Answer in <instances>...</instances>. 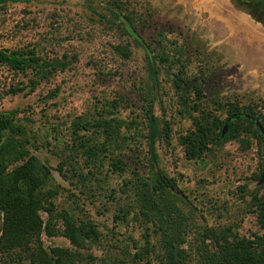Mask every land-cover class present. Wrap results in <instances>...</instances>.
I'll use <instances>...</instances> for the list:
<instances>
[{"label":"rangeland","instance_id":"rangeland-1","mask_svg":"<svg viewBox=\"0 0 264 264\" xmlns=\"http://www.w3.org/2000/svg\"><path fill=\"white\" fill-rule=\"evenodd\" d=\"M113 2L130 17L151 56L165 48L179 49L187 76L200 77L209 98L241 101L264 112V16L242 0H16L1 4V50L33 52L45 63L67 64L38 76L30 68L17 72L0 64V115L13 119L22 130L16 138L50 169L48 189L54 192L56 210L95 225L99 239L82 252L84 257L91 254L94 264H123L124 250L133 252L140 242L142 229L137 222L121 223L115 218L124 201L118 189L130 171L148 174L151 157L142 94L147 84L146 51L116 25L108 12ZM121 46L127 48L128 56L119 52ZM160 83L152 111L159 133L153 141L154 171L176 184L173 192L196 210L197 226H231L242 236L259 232L248 194L258 187L264 191V183L258 185L259 179H254L264 168L262 146L246 136L250 143L246 149L232 140L214 155L186 159L179 136L190 122L177 112L171 81L163 76ZM12 88L23 90L8 93ZM96 110H110L112 117L128 123L127 145L122 149L128 171L108 172L106 183L89 184L87 189L73 172L65 171L70 166L62 165L75 154L74 120L90 117ZM60 167L66 179L58 172ZM41 215L46 220V213ZM190 236L193 254L196 234ZM42 241L46 248H72L61 235L43 234Z\"/></svg>","mask_w":264,"mask_h":264},{"label":"trees","instance_id":"trees-1","mask_svg":"<svg viewBox=\"0 0 264 264\" xmlns=\"http://www.w3.org/2000/svg\"><path fill=\"white\" fill-rule=\"evenodd\" d=\"M8 1L16 0H0V5ZM112 5L108 12L116 25L127 33L116 13H121L122 7L116 2ZM124 17L133 26L130 17ZM131 38L135 45L142 46ZM119 49L128 56L126 47ZM182 52L179 49L170 52L165 48L157 56L146 53L147 84L142 90L146 106L145 138H149L150 116L159 100L160 79L165 76L172 83L178 114L190 122L186 132L179 136L186 159L198 160L214 155L217 149L232 140H236L241 149H246L250 146L246 136L254 137L264 152V137L255 126L257 119L264 128V112L241 101L222 102L216 97L209 98L202 79L187 76V64L179 58ZM0 64L17 72L30 68L36 76L55 70L57 65L63 68L67 65L45 63L33 52L6 49H0ZM29 83L32 88L35 86L33 80ZM22 90L12 88L8 93ZM112 113L110 110H96L90 117H77L72 124L75 154L62 166H70L71 169L65 171L73 172L76 181L84 188L89 189V184L97 187L106 183L108 172L122 175L128 171L122 149L127 145L125 130L129 125L125 120L112 117ZM227 120L228 129L221 138ZM153 121L155 141L159 133L154 117ZM168 129L165 124V135ZM21 132L9 115H0V264H94L95 258L91 254L84 257L82 252L98 241L99 232L92 222L56 210L52 200L54 192L48 189L50 169L16 138ZM149 162L148 174L130 171L131 176L123 179L118 189V197L124 201L116 220L121 223L132 220L142 229L140 242H134V251L124 250L126 261L123 260V264H264L262 187L248 194V206L255 215L259 232L242 236L231 226L199 227L195 223L196 210L173 192L177 187L171 179L161 171H154L151 157ZM261 166H264V154ZM58 172L66 179L62 167ZM260 174L254 179L258 180ZM43 212L47 215L46 220L41 215ZM43 234L47 237L61 235L72 248H46ZM191 234H196L193 254Z\"/></svg>","mask_w":264,"mask_h":264},{"label":"water","instance_id":"water-1","mask_svg":"<svg viewBox=\"0 0 264 264\" xmlns=\"http://www.w3.org/2000/svg\"><path fill=\"white\" fill-rule=\"evenodd\" d=\"M118 14L119 20L123 23L125 30L127 33L135 38L145 49L147 55L151 56V53L149 51V48L147 47L146 43L144 42L143 38L137 33V31L133 28V26L129 23V21L124 17L123 14L120 12L116 11ZM228 121L227 120L222 127L221 130V138H224L227 129H228ZM255 126L258 128L260 134L264 137V128L263 126L258 122L257 119H255ZM153 130H154V121L153 117L150 116V121H149V138H148V144H149V150H150V155L152 162H154V153H153ZM264 183V168L261 172L260 178L258 180V185H262ZM55 264V263H53Z\"/></svg>","mask_w":264,"mask_h":264},{"label":"flooded vegetation","instance_id":"flooded-vegetation-1","mask_svg":"<svg viewBox=\"0 0 264 264\" xmlns=\"http://www.w3.org/2000/svg\"><path fill=\"white\" fill-rule=\"evenodd\" d=\"M249 7L257 11L259 14L264 16V0H242Z\"/></svg>","mask_w":264,"mask_h":264}]
</instances>
